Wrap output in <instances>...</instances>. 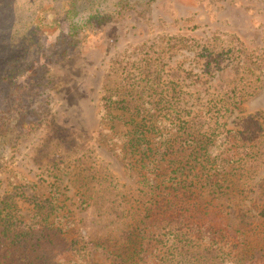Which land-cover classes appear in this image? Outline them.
<instances>
[{"label": "rangeland", "instance_id": "374dc122", "mask_svg": "<svg viewBox=\"0 0 264 264\" xmlns=\"http://www.w3.org/2000/svg\"><path fill=\"white\" fill-rule=\"evenodd\" d=\"M54 12L42 14L52 27ZM64 19L63 30L48 27L46 45L68 28ZM6 38L0 35L2 59L8 57ZM52 51L49 46L43 56ZM252 55L264 56V0H131L49 65L50 111L31 130H17L13 146L0 149V198L22 192L24 183L47 195L55 191L75 220L81 244L112 250L123 245L148 194L118 150L119 122L101 121L100 101L107 72H121L131 62L129 71L138 80L150 59L162 85L171 94L176 89L182 115L203 114L210 133L227 137L229 157L218 170L223 189L206 197H214L250 246L264 247V72L248 69ZM223 83L235 88L237 105L228 101ZM81 195L88 197L84 206ZM26 197L16 196L20 206L29 205ZM106 258L97 264H110Z\"/></svg>", "mask_w": 264, "mask_h": 264}, {"label": "trees", "instance_id": "16d2710c", "mask_svg": "<svg viewBox=\"0 0 264 264\" xmlns=\"http://www.w3.org/2000/svg\"><path fill=\"white\" fill-rule=\"evenodd\" d=\"M130 1L0 0V35H7L3 49L8 56L0 58V149L13 146L18 132L31 130L50 111L49 65L67 57ZM49 8L55 9L53 27L42 15ZM64 18L68 28L43 56L49 48L44 33L48 27L63 30ZM246 60L249 70L264 72L263 55ZM131 64L107 72L99 109L102 122H119L118 150L148 194L127 240L113 250L81 244L58 193L47 195L24 183L22 192L0 198V264H97L105 254L110 264H264V247L250 246L251 239L232 226L214 197H206L223 189L218 170L229 157L227 137L210 133L203 114L182 115L176 89L171 94L162 85L150 59L145 77L138 80L129 71ZM221 88L237 105L235 88L224 83ZM21 194L27 195L26 207L17 202ZM79 199L80 206L88 201Z\"/></svg>", "mask_w": 264, "mask_h": 264}]
</instances>
